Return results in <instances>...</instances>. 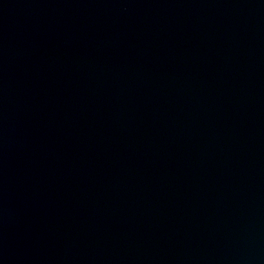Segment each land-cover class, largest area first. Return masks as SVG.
Wrapping results in <instances>:
<instances>
[{
  "label": "water",
  "instance_id": "1",
  "mask_svg": "<svg viewBox=\"0 0 264 264\" xmlns=\"http://www.w3.org/2000/svg\"><path fill=\"white\" fill-rule=\"evenodd\" d=\"M0 264H264V0H0Z\"/></svg>",
  "mask_w": 264,
  "mask_h": 264
}]
</instances>
